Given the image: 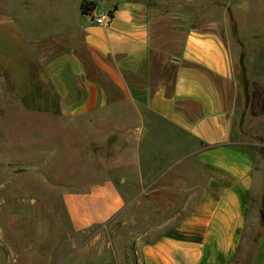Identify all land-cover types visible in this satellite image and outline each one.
I'll use <instances>...</instances> for the list:
<instances>
[{
    "label": "crops",
    "instance_id": "crops-1",
    "mask_svg": "<svg viewBox=\"0 0 264 264\" xmlns=\"http://www.w3.org/2000/svg\"><path fill=\"white\" fill-rule=\"evenodd\" d=\"M239 1L56 0L48 10L55 14L25 19L30 31L7 22L0 78L26 111L89 125L134 115L135 187L172 172L182 177V214L150 241L138 239L136 264H264V154L256 158L264 144L240 140L243 113L264 115V84L249 86L247 103L234 73L229 37ZM89 2L113 14L110 26L82 14ZM250 131L264 139V128ZM126 180L104 174L66 191L70 225L85 230L122 214Z\"/></svg>",
    "mask_w": 264,
    "mask_h": 264
},
{
    "label": "rangeland",
    "instance_id": "rangeland-1",
    "mask_svg": "<svg viewBox=\"0 0 264 264\" xmlns=\"http://www.w3.org/2000/svg\"><path fill=\"white\" fill-rule=\"evenodd\" d=\"M55 1L0 0V24L5 30L0 28L1 43L9 44V19L20 21L22 30L30 31L25 19L39 22L55 14L48 12ZM235 16L238 25L230 29L229 47L235 76L244 89L241 94L248 103L249 86L264 84V75L254 74V69L264 70V0H240ZM131 116L129 123L89 125L33 114L0 78V264H136L138 239L150 241L179 218L185 183L178 174L168 173L152 187H135V132L141 125ZM251 126L263 129L264 115L254 120L243 113L240 140L264 144V139L251 134ZM145 146L146 152L150 141ZM263 154L257 150L256 158L262 159ZM146 158L148 165L154 163L151 155ZM188 163L193 162L189 159ZM104 174L117 184L127 179L123 187L126 208L105 225L77 231L67 219L62 195ZM144 175L151 183V172ZM256 206L251 209L255 211ZM259 209L256 223L262 221Z\"/></svg>",
    "mask_w": 264,
    "mask_h": 264
},
{
    "label": "built area",
    "instance_id": "built-area-1",
    "mask_svg": "<svg viewBox=\"0 0 264 264\" xmlns=\"http://www.w3.org/2000/svg\"><path fill=\"white\" fill-rule=\"evenodd\" d=\"M89 20L96 26L108 27L113 22V14L106 9H96L88 11Z\"/></svg>",
    "mask_w": 264,
    "mask_h": 264
},
{
    "label": "trees",
    "instance_id": "trees-1",
    "mask_svg": "<svg viewBox=\"0 0 264 264\" xmlns=\"http://www.w3.org/2000/svg\"><path fill=\"white\" fill-rule=\"evenodd\" d=\"M94 4H92L91 2L89 3H83L80 6V10L82 12V14H87L88 11L92 10L94 8Z\"/></svg>",
    "mask_w": 264,
    "mask_h": 264
},
{
    "label": "water",
    "instance_id": "water-1",
    "mask_svg": "<svg viewBox=\"0 0 264 264\" xmlns=\"http://www.w3.org/2000/svg\"><path fill=\"white\" fill-rule=\"evenodd\" d=\"M261 215H262V217H264V210L261 211Z\"/></svg>",
    "mask_w": 264,
    "mask_h": 264
}]
</instances>
